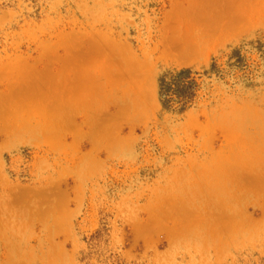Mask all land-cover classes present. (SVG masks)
Instances as JSON below:
<instances>
[{"label":"rangeland","instance_id":"obj_1","mask_svg":"<svg viewBox=\"0 0 264 264\" xmlns=\"http://www.w3.org/2000/svg\"><path fill=\"white\" fill-rule=\"evenodd\" d=\"M0 264H264V0H0Z\"/></svg>","mask_w":264,"mask_h":264}]
</instances>
